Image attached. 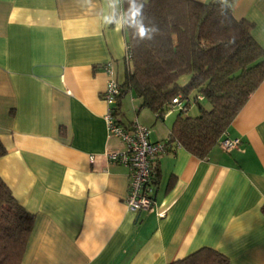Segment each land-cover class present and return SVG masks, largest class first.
<instances>
[{
    "label": "crops",
    "instance_id": "0c3cea01",
    "mask_svg": "<svg viewBox=\"0 0 264 264\" xmlns=\"http://www.w3.org/2000/svg\"><path fill=\"white\" fill-rule=\"evenodd\" d=\"M94 3L0 0V178L34 215L22 264H167L201 247L264 264V80L224 134L236 147L218 143L201 159L171 141L154 161V206L128 210V170L105 156L121 144L107 136L102 98L105 63L124 78L126 33L104 26ZM231 9L264 49V0ZM134 98L114 105L118 122L161 126L149 140H168L173 113L148 119Z\"/></svg>",
    "mask_w": 264,
    "mask_h": 264
},
{
    "label": "trees",
    "instance_id": "16d2710c",
    "mask_svg": "<svg viewBox=\"0 0 264 264\" xmlns=\"http://www.w3.org/2000/svg\"><path fill=\"white\" fill-rule=\"evenodd\" d=\"M233 1L228 0L222 15L217 0H147L146 15L159 26V34L138 42L125 30L129 58L117 102L130 92L158 120L176 110L168 140L201 159L264 80V49L252 36V22L233 15ZM176 97L183 109L174 108ZM194 104L198 113L188 115ZM5 153L0 141V156ZM153 164L156 186L158 167ZM33 223L34 215L0 178V264H22ZM167 264L230 263L220 252L201 247Z\"/></svg>",
    "mask_w": 264,
    "mask_h": 264
},
{
    "label": "built area",
    "instance_id": "2783aa9c",
    "mask_svg": "<svg viewBox=\"0 0 264 264\" xmlns=\"http://www.w3.org/2000/svg\"><path fill=\"white\" fill-rule=\"evenodd\" d=\"M128 46H125L124 60L129 58ZM102 69L107 73L108 79L102 98L108 104L104 115L108 137H115L120 141L121 147L108 150L105 153L108 162L123 165L128 170V190L125 202L128 210L141 212L149 211L155 204V186L151 181V170L154 161L159 154L171 150V141L163 140L151 142L149 140V129L141 124L136 118L127 124L118 122L115 116L114 105L120 95L121 85L115 79L113 65L107 62ZM174 108L183 109L180 98L172 99ZM175 146H180L173 141ZM239 138L223 137L219 145L224 150H231L239 144ZM94 157H90L93 162Z\"/></svg>",
    "mask_w": 264,
    "mask_h": 264
},
{
    "label": "clouds",
    "instance_id": "9594fccd",
    "mask_svg": "<svg viewBox=\"0 0 264 264\" xmlns=\"http://www.w3.org/2000/svg\"><path fill=\"white\" fill-rule=\"evenodd\" d=\"M221 5V14L228 0H217ZM81 7L95 8L94 0H78ZM147 0H103V6L97 10L100 22L116 30L130 31L138 42L151 41L159 34V26L146 15ZM126 5V7H124Z\"/></svg>",
    "mask_w": 264,
    "mask_h": 264
},
{
    "label": "rangeland",
    "instance_id": "374dc122",
    "mask_svg": "<svg viewBox=\"0 0 264 264\" xmlns=\"http://www.w3.org/2000/svg\"><path fill=\"white\" fill-rule=\"evenodd\" d=\"M181 81H183V79H181ZM127 99H130V95L128 94L127 95ZM134 105H137L136 103L138 102V100L139 99H137L136 97L134 98ZM125 104H126V102H125ZM124 104V105H125ZM126 107L127 108H125L126 109V114H127V116H129V117H131L132 115H133V110H132V108H131V106H130V104L127 102V105H126ZM146 110H147V118L148 119H150V114H148V113H151V111L148 109V108H146ZM172 117L174 118V116L176 115V113H177V111L176 110H174V111H172ZM198 113V108H197V106L194 104V105H191V107L189 108V110H188V115H195V114H197ZM149 115V116H148ZM153 115V114H152ZM152 118H153V116H151ZM151 118V119H152ZM158 122V125H161V123L162 122H160V121H157ZM156 122V123H157ZM148 127H149V129H150V131L151 132H155V133H160L161 131H162V128H161V126H155L154 124H152V123H150L149 125H148Z\"/></svg>",
    "mask_w": 264,
    "mask_h": 264
}]
</instances>
